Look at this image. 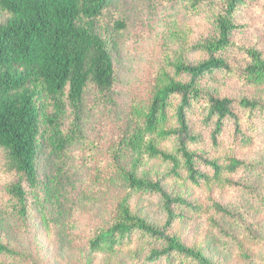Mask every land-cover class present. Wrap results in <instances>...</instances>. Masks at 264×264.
<instances>
[{
    "label": "trees",
    "instance_id": "obj_1",
    "mask_svg": "<svg viewBox=\"0 0 264 264\" xmlns=\"http://www.w3.org/2000/svg\"><path fill=\"white\" fill-rule=\"evenodd\" d=\"M115 1L0 0V188L4 200L21 217L28 213L32 200H43L46 192L39 173L40 155H49L57 170L55 182L82 165L96 167L97 171L100 168L102 179L114 180L127 192L115 202L107 223L87 241L90 252L111 253L137 238L138 245L147 249L143 264H211L200 248L187 245L170 231L174 219H181L185 211L200 212L201 205L167 193L162 181L185 179L198 187L225 183L255 193L252 186L226 179L225 175L260 169L264 180V169L243 159L227 156L220 163L204 152L192 150L190 144L197 136L187 121L188 110L197 105L205 124L212 127L214 144L227 124H231L232 137L246 144L252 140L246 130L253 128L255 114L264 123V104L257 99L220 96L202 83L221 72L247 86L264 85L261 52L254 45L241 46L233 39V33L245 27L235 15L247 1L211 3L212 30L190 43V50L201 52L203 58L189 62L183 52L178 53L169 63L171 74L163 68L158 71L147 100L135 106L132 120L126 125L121 123L117 135L103 146L98 139L84 134L81 110L87 95L94 107L113 103L116 46L100 20L109 9L117 7ZM159 1L179 2L192 14L203 3ZM234 47L245 55L243 66L233 68L223 55ZM240 111L246 113L244 119ZM165 141L171 142V149L161 147ZM105 148L107 155L102 157ZM147 160L165 164L162 176L150 179L142 171ZM201 164L207 171L201 170ZM140 193L159 197L165 213L162 225L147 221L130 208L131 194ZM258 198L264 207V197ZM209 208L216 215L233 216L214 200H210ZM210 223L222 232L213 219ZM244 231L254 238L250 228ZM2 254L12 251L0 242ZM241 255L250 258L244 252Z\"/></svg>",
    "mask_w": 264,
    "mask_h": 264
},
{
    "label": "rangeland",
    "instance_id": "obj_2",
    "mask_svg": "<svg viewBox=\"0 0 264 264\" xmlns=\"http://www.w3.org/2000/svg\"><path fill=\"white\" fill-rule=\"evenodd\" d=\"M202 1L196 14L176 1L116 0L113 3L117 7L109 9L100 20L116 46L113 103L94 107L91 96L85 97L81 115L86 136L107 146L121 123L126 125L132 120L135 106L147 100L161 68L171 74L169 63L182 52L189 62L203 58L201 52L190 50V43L212 30L211 3L216 0ZM246 1L247 5L235 15V20L245 27L235 31L233 39L241 46L254 45L264 57V0ZM223 55L233 68L246 63L244 53L237 47L226 50ZM202 83L217 95L247 97L264 104V85L247 86L237 77L221 72ZM240 116L244 119L246 113L240 111ZM254 118L253 128L245 123L246 133L252 139L250 143L237 142L230 132L231 124H227L214 144L212 127L205 124L202 110L195 105L187 112L190 129L197 136L190 148L220 163L227 156H235L264 169V123L258 114ZM170 119L174 126V118L170 116ZM161 147L168 150L172 144L165 141ZM107 150L100 156L107 155ZM50 161L49 155L39 157L40 179L46 194L39 202L32 200L26 216H19L6 205L0 188V242L12 251V254L0 255V264H143L147 249L138 245L137 238L111 253L88 249L87 241L92 233L107 223L115 202L127 191L114 180L102 179L100 168L97 171L96 167L83 165L55 182L53 176L57 170ZM199 167L207 171L205 165ZM165 170V164L157 160H147L142 168L150 179L162 176ZM259 170H239L225 175L226 179L252 186L255 193L225 183L198 187L185 179L164 178L162 184L167 193L196 201L202 208L198 213L185 211L181 219L172 221L170 231L187 245L200 248L211 264H264V207L258 198L264 197V180ZM210 200L225 206L233 216L216 215L209 208ZM129 204L147 221L157 226L164 223L165 213L156 194H131ZM246 227L251 229L253 239L244 231ZM242 252L250 258L242 256Z\"/></svg>",
    "mask_w": 264,
    "mask_h": 264
}]
</instances>
